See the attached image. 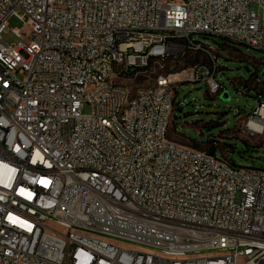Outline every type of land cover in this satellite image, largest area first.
Wrapping results in <instances>:
<instances>
[{"label":"built area","instance_id":"1","mask_svg":"<svg viewBox=\"0 0 264 264\" xmlns=\"http://www.w3.org/2000/svg\"><path fill=\"white\" fill-rule=\"evenodd\" d=\"M223 34L264 48V0H0V264H264V169L166 139L175 86L218 94L220 61L121 105L137 69Z\"/></svg>","mask_w":264,"mask_h":264},{"label":"rangeland","instance_id":"2","mask_svg":"<svg viewBox=\"0 0 264 264\" xmlns=\"http://www.w3.org/2000/svg\"><path fill=\"white\" fill-rule=\"evenodd\" d=\"M254 9L263 18V12L258 7ZM23 26L19 19H10L3 40L16 44L18 39L11 30L22 29ZM193 39L210 46L213 54L220 56L222 68L218 81L224 90L214 95L208 91L205 83L177 84L169 139L191 149L199 146L201 150H195L203 152H207L209 147L192 142L218 140L219 153L227 156L236 166L264 169V134L249 136L245 129L251 118L264 117V113L255 108L262 103L261 99L264 100V52L222 37L194 35ZM203 62H207V59L203 55H195L194 51H186L184 59L180 61H173V56L168 57L164 64L132 77L129 89L140 88V85L156 81L160 76L172 75L171 79H174L173 76L185 75L189 68ZM222 96L226 97L222 99ZM83 112H89L88 106Z\"/></svg>","mask_w":264,"mask_h":264},{"label":"bare ground","instance_id":"3","mask_svg":"<svg viewBox=\"0 0 264 264\" xmlns=\"http://www.w3.org/2000/svg\"><path fill=\"white\" fill-rule=\"evenodd\" d=\"M193 34H200V27H193ZM223 38L229 39L231 41H235V34H223ZM180 40L183 41V44H186V42L192 44V37L188 33H181L180 34ZM240 43H242L243 45H246V46H255V39L247 38V36H240ZM191 49L193 51H195V48H191ZM187 50H189V49L184 48V56H185V53ZM259 51L264 52V48H259ZM168 57H171V56H165V59H167ZM207 57L209 58L211 64H212V60L219 61L216 58V56L213 54V51L211 48H207ZM154 60H163V53L151 54V61H154ZM194 67H210V66L203 64V63H200V64L195 65ZM106 69L109 71L123 70V63L118 62V59L115 58L114 55H107ZM137 70H140V69H137ZM140 74H141V71H136L135 76H132V77H137ZM95 77H96V79H103V70H95ZM167 78L168 77L160 76L156 81L165 80ZM137 91H140V88H136L135 90L129 89L128 94L122 95L121 105H130L131 102L137 98ZM261 106H262V108H258V112L261 111L264 113V104H261ZM171 115H172V113H165V115H163V122H164V124H166V129L170 128ZM250 127L254 130L261 132V134H264V127L254 125L253 123L250 124ZM168 132H166V139L171 140L168 137ZM173 147H180V149H185V150H194V149L188 148L186 146H182L180 144H177L174 141H173Z\"/></svg>","mask_w":264,"mask_h":264},{"label":"trees","instance_id":"4","mask_svg":"<svg viewBox=\"0 0 264 264\" xmlns=\"http://www.w3.org/2000/svg\"><path fill=\"white\" fill-rule=\"evenodd\" d=\"M226 40H228V41H231V40H229V39H226ZM181 42H183L182 40H180ZM233 43H235V42H233ZM186 44H190V43H188V42H186ZM236 44V43H235ZM204 48L205 49H207V48H211L210 46H206V45H204ZM187 49H189V50H187V51H193L191 48H187ZM212 49V48H211ZM212 51L214 52V50L212 49ZM195 52V51H194ZM197 55H203L204 57H205V54H197ZM215 56H216V58L220 61V56H218V55H216V54H214ZM206 58V57H205ZM207 59V62H203V64H206V65H209L210 67H212V64L210 63V60H209V58H206ZM221 68L222 67H220L219 68V72H220V70H221ZM148 70V69H147ZM137 71H141V72H143V71H146L145 69L143 70V69H140V70H137ZM239 90V89H238ZM253 97V96H252ZM260 102H262L261 104H264V100L263 99H261L260 100ZM168 137H169V132H168ZM194 145H203V146H207V147H209V149L207 150V153H209V154H211V155H215V154H217V153H219V148H218V140H205L204 142H202V143H195V142H192ZM227 145H229V144H227ZM230 146V145H229ZM195 147V149H198V150H201V148L199 147V146H194ZM231 147V146H230ZM194 149V150H195Z\"/></svg>","mask_w":264,"mask_h":264},{"label":"water","instance_id":"5","mask_svg":"<svg viewBox=\"0 0 264 264\" xmlns=\"http://www.w3.org/2000/svg\"><path fill=\"white\" fill-rule=\"evenodd\" d=\"M226 96H222V99H224Z\"/></svg>","mask_w":264,"mask_h":264}]
</instances>
